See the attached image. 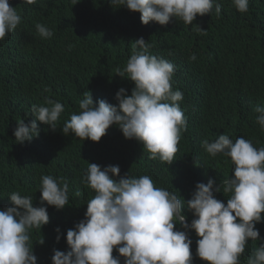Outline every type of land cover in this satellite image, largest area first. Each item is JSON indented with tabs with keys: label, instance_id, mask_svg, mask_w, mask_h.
Returning <instances> with one entry per match:
<instances>
[{
	"label": "trees",
	"instance_id": "1",
	"mask_svg": "<svg viewBox=\"0 0 264 264\" xmlns=\"http://www.w3.org/2000/svg\"><path fill=\"white\" fill-rule=\"evenodd\" d=\"M9 3L22 22L0 39V209L13 206L9 198L13 192L31 196L34 206H40L43 175L64 177L69 185V205L62 210L47 206L50 222L30 230L37 264H52L54 249L68 251L67 230L84 219L87 202L95 195L83 183L90 162L102 167L119 165L121 175H148L156 187L187 201L198 182L207 183L211 178L214 188H222L235 167L229 157L210 156L201 146L204 139L213 142L225 133L233 141L243 136L255 147H264V129L256 122L258 113L254 111L257 105L264 106V0H249L246 13H240L232 0H219V16L213 10L197 15L193 22L206 34L175 19L167 25L154 21L145 25L140 12L125 6L114 8L109 0H79L75 5L73 0ZM37 22L53 36L41 38ZM140 37L151 45L150 54L174 64L172 87L183 92L179 103L187 130L181 133L170 165L150 159L143 145L125 138L116 125L99 142L82 140L71 132L64 135L61 130L72 113H79L85 91L91 92L94 102L105 99L112 104H118L115 95L120 88L131 94L134 83L115 69L126 65L132 44ZM192 53L197 56L195 61L189 60ZM45 98L64 105L57 129L40 128L38 137L16 142L13 125L20 118L16 103L44 105ZM213 191L227 203L222 191ZM184 211L191 222L195 218L192 212ZM57 227L61 229L59 241ZM176 227L183 230L179 224ZM256 227L264 238V222ZM189 236L193 264H208L196 256L199 237L195 230ZM42 239L45 242L40 244ZM262 243L264 239H249L240 264H247ZM113 255H119L118 251L114 249Z\"/></svg>",
	"mask_w": 264,
	"mask_h": 264
},
{
	"label": "clouds",
	"instance_id": "2",
	"mask_svg": "<svg viewBox=\"0 0 264 264\" xmlns=\"http://www.w3.org/2000/svg\"><path fill=\"white\" fill-rule=\"evenodd\" d=\"M39 0H23L35 5ZM79 0H73V4ZM114 8L121 6L141 13V22L167 25L181 20L192 25L199 34L206 30L194 24L197 15L221 14L219 0H109ZM240 13H246L249 0H232ZM22 17L9 0H0V39L21 24ZM196 25H199L197 28ZM37 34L44 39L53 32L44 24H35ZM150 44L143 37L132 44V54L116 74L134 83L131 94L120 88L112 104L105 99L94 102L90 91L79 101V113H72L62 132L99 142L110 126L116 125L127 139L143 145L150 159L170 165L176 158L181 133L187 121L180 107L183 92L173 90L175 66L172 62L152 55ZM197 56L192 53L190 61ZM44 105L16 103L19 119L13 127L18 143L31 141L43 130L55 131L64 105L45 98ZM256 122L264 129V106L257 105ZM202 148L212 157H229L234 170L223 181L222 191L227 203L216 198L215 181L198 182L191 199L178 198L175 192L158 188L148 175L139 178L121 175L119 165L102 167L88 164L83 183L95 195L87 202L84 219L68 229V251L54 249L52 264H193V243L189 236L195 230L196 256L208 264H240V256L251 240H262L257 223L264 222V147L257 148L240 136L233 141L223 133ZM118 177V179H117ZM40 183V206L32 197L13 192L9 196L13 206L0 209V264H37L30 241V230L41 229L50 222L47 206L62 210L69 205L68 182L64 177L43 175ZM46 202V203H45ZM195 217L189 224L184 209ZM183 230H178L176 225ZM57 241L61 229L57 227ZM43 244L44 239L38 241ZM114 249L119 255L114 256ZM122 259V261H121ZM247 264H264V243L260 244Z\"/></svg>",
	"mask_w": 264,
	"mask_h": 264
},
{
	"label": "water",
	"instance_id": "3",
	"mask_svg": "<svg viewBox=\"0 0 264 264\" xmlns=\"http://www.w3.org/2000/svg\"><path fill=\"white\" fill-rule=\"evenodd\" d=\"M219 186H216L213 190H216V188H218ZM189 224L191 223V222H188Z\"/></svg>",
	"mask_w": 264,
	"mask_h": 264
}]
</instances>
